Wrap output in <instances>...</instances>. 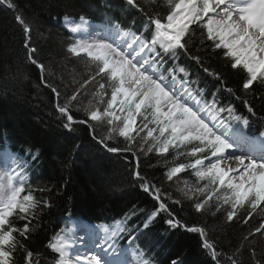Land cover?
<instances>
[{
  "label": "trees",
  "instance_id": "16d2710c",
  "mask_svg": "<svg viewBox=\"0 0 264 264\" xmlns=\"http://www.w3.org/2000/svg\"><path fill=\"white\" fill-rule=\"evenodd\" d=\"M9 2L14 5L12 10L0 5V149L9 150L26 162L30 176L26 188L39 186L46 189L35 195L47 201L49 206L39 210L37 218L32 220L34 230L24 241L38 264H57V254L47 245L72 222L113 225L125 217H129L127 228L137 237L132 247L139 246L150 252L157 264H171L172 260L181 264H217V261L231 264L228 257H232L236 264H264V234L256 232L264 223V205L251 212L257 223L248 231L242 228L236 217L232 221L225 220L220 210L214 208L197 212L194 200H183L173 194L172 181L182 175L191 179L190 167L172 180L167 178V170L174 164L193 163L196 157L180 155L174 159L176 151L171 148L165 154L143 157L135 140L130 145L131 151H123L128 141L118 135L114 137V134L112 139H107L108 131H105L103 122L88 120V123H79L87 116L74 112L73 106L70 111L77 122L72 123L70 129L63 126L67 120L56 105H64L65 100L74 95L68 94L71 88L67 85L73 79L77 84H86L89 80L105 81L96 73L95 79L93 76L84 78L78 69L71 67L72 60L67 52L69 42L65 46L63 43L70 37L61 30V19L83 16L95 23L132 30L150 39V33L144 31L147 16L128 5L126 0ZM137 3L149 16H159L162 21L169 12L166 0H155L151 6H147L146 0H137ZM17 15L30 26L29 34L16 20ZM184 39L186 49H177L175 59L162 54L165 67H184L188 73L187 81L195 93L202 90L204 100L209 103L215 98L220 107L231 106L236 115L248 119L247 130L263 132L264 84L257 81L251 89H243L246 73L230 67L229 59L223 55L224 50L214 48L202 26H192ZM26 41L36 48L34 57L44 65L43 73L28 59L24 47ZM179 76L183 78V74ZM52 88H56L59 96L52 92ZM107 91L105 102L110 99V90ZM249 107L253 109L251 113ZM222 116L228 118V113ZM141 122L140 117L137 131ZM101 140L104 143H100ZM109 147L122 151L109 152ZM188 150L186 147L180 149L181 152ZM137 170L150 185L159 189L163 202L169 206L174 218L181 221V227L172 228L165 223L170 217L164 212L147 228L144 227L147 216L158 202L150 192L141 188V181L134 176ZM174 200L180 203H173ZM211 204L215 206L217 202L213 199ZM222 205L220 203V207ZM241 210L249 217L247 207ZM183 225L205 229L207 239L218 253L216 261L201 246V236L186 231ZM125 241L127 243V238ZM14 255L16 264H24L23 250L18 248Z\"/></svg>",
  "mask_w": 264,
  "mask_h": 264
},
{
  "label": "snow or ice",
  "instance_id": "6c2138e0",
  "mask_svg": "<svg viewBox=\"0 0 264 264\" xmlns=\"http://www.w3.org/2000/svg\"><path fill=\"white\" fill-rule=\"evenodd\" d=\"M154 2L146 0L147 6ZM5 3L8 8L14 7L8 0H0V5ZM126 3L147 16L144 31L150 33V39L119 29L115 35L121 37V42L95 38L83 16L69 27L74 40L67 50L76 56L86 55L96 66V76L104 78L105 82L98 85L96 93L101 98L99 103H105L103 97L110 90L106 107L101 110L92 106L90 101L89 107L84 109L87 119L79 123H88V120L106 123L107 139H112L115 133L129 142L123 151H131L130 145L135 140L131 133L137 131L134 128L137 117H142L144 123L137 135L139 131H146L142 139L145 143L149 140L152 142L146 152L155 150L158 154H165L173 148L176 150L174 159L180 155L197 157L202 154L193 163L174 164L166 172L167 178L172 180L189 167L194 170L197 184L190 186L185 181L184 187L178 190L185 198L194 200L197 212L213 208L219 211L222 201L230 206L226 216L228 221L236 217L239 209L246 207L251 218V212H255L257 206L264 205V132L260 133V139H252L246 131L249 124L246 117L236 115L231 106L220 107L215 98L210 103L204 100L202 90L194 94L188 87L185 68L178 65L164 68L162 54L175 59L177 49H186L184 37L191 26H202L207 31V39L213 41L214 48L224 50L223 55L229 59L230 67L246 73L242 81L243 89H251L257 81L264 84V0H166L169 12L164 21L159 16H149L137 0H126ZM16 20L26 34L31 32L30 26L20 15L16 16ZM24 47L30 62L43 73L44 65L34 57L36 48L27 41ZM195 59L199 60L198 57ZM179 74H183V78ZM213 75L220 78L215 73ZM52 92L59 96L56 88H52ZM76 98L74 94L64 105H56L67 120L63 125L67 129L77 122L70 111ZM117 102L119 114L114 107ZM248 111L251 113L253 109L249 107ZM225 112L228 113L227 119L222 116ZM189 145L190 150L180 151ZM140 150L145 151L143 146ZM108 151L115 153L122 150L109 147ZM0 152L4 153L3 170L0 171V264H16L14 254L18 248L23 250L24 264H38L24 241L34 230L32 220L37 218L39 210L49 206L47 201L35 195L46 189L39 186L26 188V162L9 150L0 149ZM229 159L235 160L237 166L225 164ZM134 176L141 181V188L150 192L158 202V206L147 216L144 227L147 228L161 212L168 213L170 217L165 223L172 228L181 227V221L174 218L169 206L163 202L159 189L150 185L138 170ZM200 181L207 183L201 185ZM221 192L224 194L221 195ZM198 196L203 199H196ZM213 199L217 201L215 206L211 204ZM172 202L180 203L179 200ZM128 219L116 220L113 225L77 224L71 229H62L47 246L57 254V264H128L129 255L133 258L132 264H157L150 252L143 251L139 246L132 247L137 237L127 228ZM20 221L23 223H18ZM244 222L247 223V220ZM183 227L201 236V246L216 261L218 253L207 239L205 229ZM77 230L88 236L95 235L98 241H102L96 244L98 253L86 258L76 255L73 260V238ZM100 232H103V237ZM256 232L264 234V223ZM124 237L127 238V249L116 243L117 239ZM252 255L255 257L254 249ZM228 259L231 264H236L232 257ZM171 264L181 262L172 260Z\"/></svg>",
  "mask_w": 264,
  "mask_h": 264
},
{
  "label": "rangeland",
  "instance_id": "374dc122",
  "mask_svg": "<svg viewBox=\"0 0 264 264\" xmlns=\"http://www.w3.org/2000/svg\"><path fill=\"white\" fill-rule=\"evenodd\" d=\"M4 5H7V3H5ZM72 22L73 21H71V20H62L61 30L62 31L65 30L71 36V40L73 42V40H74V34H72L69 31V27H70V25H71ZM89 25L92 27V29L94 30L95 33H99V34H102L103 32H106V33H108L110 35H112V34L115 35V33H116L117 29H118V28L94 27L90 23H89ZM121 32H123V31H121ZM118 38L121 39L120 36H118ZM68 42H69V40H65V42H63L64 43V46H65V44L67 45ZM67 52L69 54L68 55L69 56L68 58L72 60L71 67L74 68L75 70L78 69L77 71L80 73V76H84V78H91L92 76L95 75V73H96V66H95V64H93V63L90 62L89 58L86 55L81 54L80 56H76V55L70 53L68 50H67ZM75 70H73V71H75ZM165 75H167V72L165 73ZM91 81L92 80H89L86 84H77V82L75 81V79H73L67 85V87L71 88L70 89L71 92L69 91L68 94L70 95V93H73V94H75L77 96L76 100L72 102V105L74 107L73 108L74 112H82L85 115L84 109L87 108V107H89V102L90 101H91L92 106L99 107V108H101V110L104 107H106V102L105 103H99V100L101 98L96 95V93L98 91V85H99V83H102V80H99V81L98 80L97 81L93 80L92 82ZM188 87H189V85H188ZM68 99H69V97L65 100V102ZM103 99H104V97H103ZM114 107H115V110L117 111V113L119 114V103L117 102V104ZM77 109H79V110H77ZM139 119H140V117H137L136 124L138 123ZM141 119H142V117H141ZM93 122H96V121H93ZM96 123H98V122H96ZM99 123H101V122H99ZM117 123H119V122H117ZM143 123H144V121L142 119V122H141V124L139 126V129L143 126ZM103 126L105 127V131H106L108 129L107 124L103 122ZM150 127H151V125H150ZM134 128H137V126L135 125ZM131 134L134 135L135 134V131H133ZM114 135H117V134L114 133ZM154 135H158V133H154ZM145 136H146V131H139V134L135 137V144L137 145V147H138L141 155L143 157H148L150 154L156 155L157 152L155 150H153L152 152H146L147 147L152 142H151V140H149L147 143H145V141L142 139ZM121 138H123V137H121ZM141 146H143V148L145 149V151H141L140 150ZM190 147H191L190 145L189 146H186V149H190ZM171 149H172V151H176L173 148H171ZM0 155H4V153H1L0 152ZM201 155L202 154H199V156H201ZM2 170H3V156H0V171H2ZM193 171L194 170L192 168H189L188 169V172H190L191 179H189L188 177L182 175V177L180 179H178L176 181H172L173 194H175L178 198L183 199V200L184 199H187V198L184 197V195L182 194V192L178 190V189H181V188L184 187V182L185 181H187L190 186L192 184L193 185H196L197 184V179L193 175ZM26 180L28 181L27 173H26ZM199 183L201 185H203V184L207 183V181H200ZM173 194L170 196V198H172ZM222 194H224V193L221 192V195ZM177 197H175V198H177ZM202 198H203L202 196L196 197V199H202ZM220 203H222V201ZM229 209H230V206L229 205H224L223 204L220 207V213L222 215V218L225 219V220L227 219L226 216H227V211ZM236 218H237L236 221H238L239 223L242 224V228H245L248 231L252 230V228L257 223V219L255 217L249 218L247 215H245L243 213V211L241 209L238 210L237 215H236ZM245 220H247V223L244 222ZM74 225H77V224H74ZM84 235H85V233L83 231L77 230L76 231V234H75V237L73 238L74 239L73 245L75 246L76 244H78L77 242H79V239L80 238H83ZM125 239H126V237H124V242H125ZM121 242H123V238H119L116 241V243H117L118 246H122V245H120ZM96 244H97V242H94V244H92V246H94V247L92 249H90L92 251V253H94V254H95V252L97 250ZM122 247L125 248V249H127L128 248V245H124ZM90 250L89 249L88 250H85L84 253H87L88 254V253H90ZM127 259H128V264H132V259H133L132 256L129 255V257Z\"/></svg>",
  "mask_w": 264,
  "mask_h": 264
},
{
  "label": "bare ground",
  "instance_id": "6f19581e",
  "mask_svg": "<svg viewBox=\"0 0 264 264\" xmlns=\"http://www.w3.org/2000/svg\"><path fill=\"white\" fill-rule=\"evenodd\" d=\"M89 30H90V32L93 34V36H94L95 38H104V39H106L108 42H112V40L115 39L117 42H121V39H119L117 35H114V34H112V33H111L112 35H110V34H108V33H106V32H103L102 34L95 33L91 26H90V29H89ZM107 31H108V30H107ZM77 35H78V34H77ZM67 49H68V47H67ZM223 118H224V117H223ZM236 154L239 155L240 152L237 151ZM198 155H199V154H198ZM0 156H3V155H0ZM257 157H259V156L257 155ZM206 163H207V162H206ZM225 164H229V165H231L232 167H236V166H237L236 161L233 160V159H229V160L225 161ZM100 236L103 237V232H100ZM94 242L99 243V242H102V241H98V240H97V237H96L95 235H91V236L84 235L83 238H80V239H79V242H77L78 244H76L75 246L73 245V249H72V254H73V255H72V258L75 259V255H80L81 257L86 258V257H88L89 255L94 254V253H92V254H90V253H89V254L84 253V252H85L84 249H87V248H89V247H91V248L94 247V246H92V244H94ZM90 251H91V250H90ZM96 251L99 252V248H97Z\"/></svg>",
  "mask_w": 264,
  "mask_h": 264
}]
</instances>
